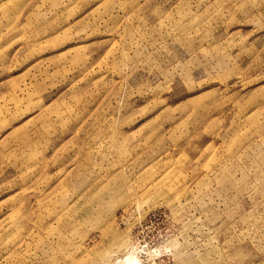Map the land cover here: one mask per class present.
<instances>
[{
	"label": "rangeland",
	"instance_id": "374dc122",
	"mask_svg": "<svg viewBox=\"0 0 264 264\" xmlns=\"http://www.w3.org/2000/svg\"><path fill=\"white\" fill-rule=\"evenodd\" d=\"M128 256L264 264V0H0V264Z\"/></svg>",
	"mask_w": 264,
	"mask_h": 264
},
{
	"label": "bare ground",
	"instance_id": "6f19581e",
	"mask_svg": "<svg viewBox=\"0 0 264 264\" xmlns=\"http://www.w3.org/2000/svg\"><path fill=\"white\" fill-rule=\"evenodd\" d=\"M136 259L137 258L135 256H128L122 262H124L125 264H140V262H138V259Z\"/></svg>",
	"mask_w": 264,
	"mask_h": 264
}]
</instances>
